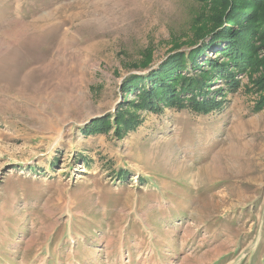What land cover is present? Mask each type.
Segmentation results:
<instances>
[{
  "label": "rangeland",
  "instance_id": "rangeland-1",
  "mask_svg": "<svg viewBox=\"0 0 264 264\" xmlns=\"http://www.w3.org/2000/svg\"><path fill=\"white\" fill-rule=\"evenodd\" d=\"M209 1L0 0V264H264L250 71L232 90L213 73L209 112L122 90L195 42Z\"/></svg>",
  "mask_w": 264,
  "mask_h": 264
},
{
  "label": "trees",
  "instance_id": "trees-1",
  "mask_svg": "<svg viewBox=\"0 0 264 264\" xmlns=\"http://www.w3.org/2000/svg\"><path fill=\"white\" fill-rule=\"evenodd\" d=\"M209 3L210 16L203 26L197 28L196 40L187 50L170 52L156 67L124 79L122 90L125 96L135 93V89L138 91V103L134 106L154 109L159 102H164L209 112L219 108L220 102L208 98L207 80L211 75L215 73L227 84L228 90H232L238 87L236 73L249 70V81L259 91L254 108L264 107V58L259 54L264 46V0H210ZM208 49H215L222 60H202ZM200 61L208 68H203V63H198ZM188 69L199 72L192 76L179 71ZM254 72L257 75L251 76ZM197 96L202 98L197 100ZM125 113L122 109L117 111L115 123L134 125L135 118H126ZM108 120L109 116L91 122L86 132L106 131L110 127Z\"/></svg>",
  "mask_w": 264,
  "mask_h": 264
},
{
  "label": "bare ground",
  "instance_id": "bare-ground-1",
  "mask_svg": "<svg viewBox=\"0 0 264 264\" xmlns=\"http://www.w3.org/2000/svg\"><path fill=\"white\" fill-rule=\"evenodd\" d=\"M55 10H56V9H55ZM56 11L58 12V11H59V9H58V10H56ZM56 11H54V12L56 13ZM55 13H54V14H55Z\"/></svg>",
  "mask_w": 264,
  "mask_h": 264
},
{
  "label": "water",
  "instance_id": "water-1",
  "mask_svg": "<svg viewBox=\"0 0 264 264\" xmlns=\"http://www.w3.org/2000/svg\"><path fill=\"white\" fill-rule=\"evenodd\" d=\"M148 69H151V68H148ZM148 69H147V70H148Z\"/></svg>",
  "mask_w": 264,
  "mask_h": 264
}]
</instances>
